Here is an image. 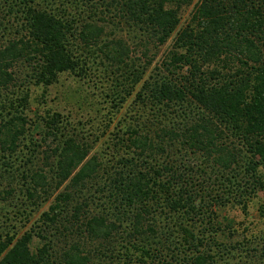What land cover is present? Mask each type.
Here are the masks:
<instances>
[{
  "label": "trees",
  "instance_id": "16d2710c",
  "mask_svg": "<svg viewBox=\"0 0 264 264\" xmlns=\"http://www.w3.org/2000/svg\"><path fill=\"white\" fill-rule=\"evenodd\" d=\"M113 23L141 37L108 39ZM65 74H96L88 81L112 88L106 97L117 111L132 104L111 135L119 166L104 202L110 214L80 216L90 202L80 188L100 165L44 111L33 125L42 143L57 142L43 158L49 169L29 159L0 169V182L19 177L25 219L64 183L82 202L71 208L72 191L54 197L36 236L41 247L0 224V264H92L95 251L99 264H264V229L235 240L237 229L217 212H246L264 191V0H0V168L29 130L31 88ZM15 188L3 186L0 202ZM258 211L264 222V201ZM63 227L79 230V240L56 257L47 234Z\"/></svg>",
  "mask_w": 264,
  "mask_h": 264
},
{
  "label": "rangeland",
  "instance_id": "374dc122",
  "mask_svg": "<svg viewBox=\"0 0 264 264\" xmlns=\"http://www.w3.org/2000/svg\"><path fill=\"white\" fill-rule=\"evenodd\" d=\"M189 12L190 10L186 11L183 16L184 19L187 18ZM125 30V28H119L117 23H113L106 28V36L108 39L118 37L125 38L124 36L127 32L126 39L129 41H134L135 37H141L137 32H131L129 30L125 32ZM169 44L170 43L165 45L157 57L153 59V63L149 67L148 72L144 74V78H147L148 75L154 73V67H159V62L162 59V52ZM89 78H92L93 81L91 82H94L97 75H86L84 78H81L65 74L60 78L58 84L50 86L48 89L43 87L31 88L32 106H30V114L33 117L28 114V116H30V119L28 118L30 121L26 126L29 130L26 132V135L19 137V140H17V149L15 150V153L13 154L10 152L11 155H5L7 159L4 162H7L10 165H1L0 168H23L25 162L28 163V160L31 159V167L36 165L38 168H42L43 171H47L49 165H47L48 162L43 158L46 154H51L49 150L55 148L57 142H55V139L50 138L46 143H42L43 139H41V133L35 129V125L33 124L37 116L44 111L49 110L51 115L54 113L57 114L58 117H61L62 121L64 120L67 123V136H76L78 138L77 140H81V142L88 144V146H90L88 158L95 156L100 165L97 179L85 182V185L80 188V190L84 192L83 194L88 197V200H90V202L86 201L87 204L85 205L87 206L83 205L84 211H81V217L88 214H110L109 211L111 210H105L106 205L104 202L110 195L109 189H111V187L109 176L112 175V180L114 173L118 172L117 167L119 166L118 156L113 148H110L111 140L113 139V136L111 135L116 133L117 130L123 128L122 120L127 119V115L131 114L130 110H132V104L131 107H127L126 104H124L123 109L117 111L118 106H114L111 97H106L109 93L113 96V92L111 91L112 88H110V92L108 93V85H105V88H101V84L91 83L88 81L90 80ZM84 97H88V99L85 100ZM64 121L63 124H65ZM108 122H110L108 124L109 128H106ZM116 126H118V129L114 131ZM17 180H19V177L15 175V178L13 179H3L0 182V190L7 183H12L13 186L16 187L15 189H17L16 195L11 200L0 202V224H3V233L4 231L6 232L14 228L15 231L13 230L12 232L17 231V237H23L27 234L32 236L31 248H35L36 246L41 247L44 242L39 241V238L36 236L40 231L39 229L41 227L44 228L42 224L43 213L48 212V208L54 201L55 196L63 193L65 190L69 192L73 189L68 187V183H64V185L47 202L38 206L30 207L31 209H28L26 212L27 214L32 210L29 214L30 217L25 219L21 217L18 211L23 210L27 207L26 205L29 206L30 204L24 202V198L21 196L23 187L21 186V181L18 182ZM72 192L74 199L71 203V208L75 203L82 202L80 199L77 200L75 190ZM263 201L264 191L248 203L246 212H244L241 207L237 206L228 207L225 211H217L218 213H221V216H227L233 226L237 229V238H235V240L242 241L244 234H247L245 233L246 231H248V233H258L261 229H264V222L258 211V208L262 205ZM6 226L8 227L5 228ZM76 226L81 225L77 224ZM72 230L73 232H67L63 227L60 228L59 231L52 230L47 234V240L50 242L51 249L54 251L56 257H61L71 245L78 244L79 230ZM12 232H10V234ZM118 246L120 247L122 244H119ZM94 249L95 246L91 248L87 247L84 251L90 250L93 252ZM98 249L102 250L100 247ZM94 255L95 258L93 257L91 260L92 264H99L97 263L98 257H96V251ZM237 261L242 263H245L246 261L252 262L251 260H244L241 258L235 259V261L230 262V264H242ZM258 263L259 262L256 261L254 264Z\"/></svg>",
  "mask_w": 264,
  "mask_h": 264
}]
</instances>
